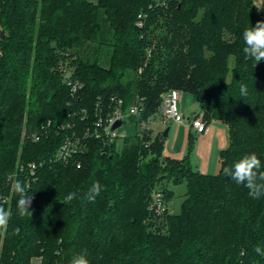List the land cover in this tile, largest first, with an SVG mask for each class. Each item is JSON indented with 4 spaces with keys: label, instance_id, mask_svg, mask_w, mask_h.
Instances as JSON below:
<instances>
[{
    "label": "trees",
    "instance_id": "obj_1",
    "mask_svg": "<svg viewBox=\"0 0 264 264\" xmlns=\"http://www.w3.org/2000/svg\"><path fill=\"white\" fill-rule=\"evenodd\" d=\"M256 2L0 0V197L11 198L0 203L10 214L0 264H70L85 249L89 264H264L255 251L264 252V197L252 199L223 171L253 152L264 170V61L255 66L242 51L244 29L264 20ZM64 71L83 84L75 97ZM170 90L195 95L206 126L227 125L217 175L192 168L193 133L181 160L164 157L162 135L89 138L68 164L19 178L34 199L32 216H18L7 178L19 163L49 162L68 135L93 127L99 109L111 114L112 98L124 111L142 99L131 118L139 132ZM94 181L103 190L88 203ZM171 182L187 185L182 211L159 215L155 197L170 200ZM69 192L77 197L65 202Z\"/></svg>",
    "mask_w": 264,
    "mask_h": 264
},
{
    "label": "built area",
    "instance_id": "obj_2",
    "mask_svg": "<svg viewBox=\"0 0 264 264\" xmlns=\"http://www.w3.org/2000/svg\"><path fill=\"white\" fill-rule=\"evenodd\" d=\"M140 15V20L138 21V25L142 27L144 25L143 17H146ZM64 82L68 85L70 88L71 95L75 97L80 90L83 88V84L75 80L70 76V73L68 71H64ZM112 102L115 105L114 110L111 112V114L108 115L107 118L103 117V110L99 109L97 111L96 120L94 122V125L92 128L85 131V133L82 136H79L78 134L68 135L60 148L58 149L55 157L53 159H50L48 162L46 161H40V162H30L27 164L19 163L16 170L9 174L8 176V182L12 185L16 180H19V178L26 179L30 181V179H36V174L40 168L45 166L48 163L53 162H61L64 164H68L70 160L75 158L76 156L82 154L86 149V141L89 138H96L99 140L104 141L106 144H112L114 142H119L125 137H140L141 139L145 138L146 135H152V124H154L157 121L168 123V122H175V123H183L185 121V115L180 110V92L177 91L175 93L172 92H166L162 98H161V104L159 107V110L157 113H155L153 116H151L148 121L141 122L140 131L136 129V126L134 125L133 121L131 120L132 117H140L141 113L143 111L142 107V99L139 97L136 98L135 102L130 106V108L127 111H124L123 108V100L112 98ZM83 114H86L85 111H83ZM85 119V118H83ZM121 120L122 127L126 122H131L132 126H134V132L131 134L129 132L121 133L119 131V128L112 130L115 123ZM190 122V126L193 130H195V133H204L207 130L206 123L204 122L203 118L201 116H196L192 118L191 120H188ZM51 126V122L47 124V126H43L40 129V134L35 133L32 136L33 140H38L39 136L43 131L47 130ZM64 128V126H62ZM68 128H70V125H68ZM78 168H81V163H78ZM10 202L9 197H0V203H8ZM154 205L156 208V212L159 215H162L167 210L163 195L161 193H158L154 200ZM39 263L41 264V260H39Z\"/></svg>",
    "mask_w": 264,
    "mask_h": 264
},
{
    "label": "clouds",
    "instance_id": "obj_3",
    "mask_svg": "<svg viewBox=\"0 0 264 264\" xmlns=\"http://www.w3.org/2000/svg\"><path fill=\"white\" fill-rule=\"evenodd\" d=\"M243 53L245 56L253 59L255 66L264 61V20L257 21L255 26L245 28L242 33ZM240 92L242 95H247V87L241 85ZM226 176L237 184L242 185L248 190V195L252 199H260L264 197V170H262V163L256 153H249L242 156L236 161L232 167L223 169ZM103 190V186L94 181L88 191L84 194L83 200L88 203H94L96 197ZM13 191L18 196L17 200V214L19 217H31L30 211L34 197L30 195L29 190L24 183L16 180L13 184ZM77 197L76 192H69L65 197V202H71ZM10 214L3 206H0V229L7 227ZM20 229H15V234L19 235ZM257 254L264 255L260 247H256ZM70 264H89L87 250H82L79 254L72 257Z\"/></svg>",
    "mask_w": 264,
    "mask_h": 264
},
{
    "label": "rangeland",
    "instance_id": "obj_4",
    "mask_svg": "<svg viewBox=\"0 0 264 264\" xmlns=\"http://www.w3.org/2000/svg\"><path fill=\"white\" fill-rule=\"evenodd\" d=\"M256 3L258 4V6L261 7L260 10L262 11V13H264V0H257ZM147 53L148 55H150V49L147 51ZM234 63L235 61L234 58L232 57L230 60L231 68H233ZM169 92L175 93L177 91L170 90ZM180 108L182 109L181 112L185 115V121L183 123H175L171 121L168 123H163L157 121L151 126L153 138H156L159 135L164 136L165 131L169 129L168 136L163 138L164 157H171L177 160L184 159L189 154L190 133L188 131V127H189L188 117H190L194 113L200 115L199 103L197 97L193 94L182 93L180 97ZM226 130H227L226 134L222 135V133H219L220 135L219 138H223L227 140L225 146L226 148H224V150L227 149L229 146V131L228 129ZM119 131L125 134L127 132L132 134L134 132V126H132L131 122H126V124H124L122 127L119 128ZM193 135L195 136V142L190 156L192 168L204 174L217 175L220 171L221 164H220L219 155L215 151L216 148L212 145V140L209 139L210 141L208 140L206 144L200 143L201 139L199 138L201 135L195 133ZM209 144L211 145L208 146ZM167 187L170 191L173 192V196L170 200L165 202L166 207L171 214L178 215L181 213L183 203L186 199L187 185L185 182L177 185L171 182L168 184ZM12 194H13V186L11 187V195ZM31 264H40V263L38 259H33Z\"/></svg>",
    "mask_w": 264,
    "mask_h": 264
},
{
    "label": "crops",
    "instance_id": "obj_5",
    "mask_svg": "<svg viewBox=\"0 0 264 264\" xmlns=\"http://www.w3.org/2000/svg\"><path fill=\"white\" fill-rule=\"evenodd\" d=\"M183 92H180V97L182 95ZM180 110L182 111V109L180 108ZM199 114L194 113L193 115H191L190 117H188V120H191L192 118L198 116ZM224 125V126H223ZM228 127L222 123V122H213L210 125H207V130L204 133H195L191 126H190V122H189V127H188V131L189 133H195V134H200V138L201 141L200 143H207L208 140H212V145L216 148V153H218L219 158H220V152L224 150V148H226V139L223 138H219V133L226 134ZM209 140V141H210ZM215 140V141H214ZM222 140V141H221ZM211 144H209L208 146H210ZM213 148V147H212ZM221 164V161H220ZM215 168V167H214ZM200 172V171H199Z\"/></svg>",
    "mask_w": 264,
    "mask_h": 264
},
{
    "label": "water",
    "instance_id": "obj_6",
    "mask_svg": "<svg viewBox=\"0 0 264 264\" xmlns=\"http://www.w3.org/2000/svg\"><path fill=\"white\" fill-rule=\"evenodd\" d=\"M1 36H2V37L4 36V33H3V32L1 33ZM121 125H122V121H121V120H118V121L115 123L114 127L112 128V130H115V129L119 128ZM168 132H169V129L165 131V133H164V137L168 136Z\"/></svg>",
    "mask_w": 264,
    "mask_h": 264
}]
</instances>
